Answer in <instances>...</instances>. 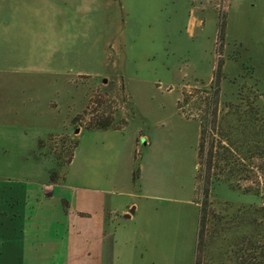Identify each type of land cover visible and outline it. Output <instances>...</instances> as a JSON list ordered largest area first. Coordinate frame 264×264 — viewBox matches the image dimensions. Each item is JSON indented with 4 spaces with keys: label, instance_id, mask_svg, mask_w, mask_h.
<instances>
[{
    "label": "rangeland",
    "instance_id": "obj_1",
    "mask_svg": "<svg viewBox=\"0 0 264 264\" xmlns=\"http://www.w3.org/2000/svg\"><path fill=\"white\" fill-rule=\"evenodd\" d=\"M217 87L218 112L241 88L264 102V0H0V264H194L199 208L179 200H204ZM144 192L163 201L141 213Z\"/></svg>",
    "mask_w": 264,
    "mask_h": 264
},
{
    "label": "trees",
    "instance_id": "obj_2",
    "mask_svg": "<svg viewBox=\"0 0 264 264\" xmlns=\"http://www.w3.org/2000/svg\"><path fill=\"white\" fill-rule=\"evenodd\" d=\"M244 91L239 89L218 112L219 88L214 89L209 104L215 107L208 104L200 121L196 178L204 200L196 198L200 216L194 264H264V205L224 202L220 211L208 209L209 192L220 182L244 193L264 190V102L255 92ZM50 173L51 182L60 177L56 171ZM139 176L136 163L132 180L138 182Z\"/></svg>",
    "mask_w": 264,
    "mask_h": 264
},
{
    "label": "crops",
    "instance_id": "obj_3",
    "mask_svg": "<svg viewBox=\"0 0 264 264\" xmlns=\"http://www.w3.org/2000/svg\"><path fill=\"white\" fill-rule=\"evenodd\" d=\"M135 151V150H134ZM50 190H52V189H50ZM147 193V194H146ZM152 194V195H151ZM141 198L142 197H147V199H150V200H153V202L151 203V201H149L147 204H145V203H143V205H141V207H142V211H141V213L144 211V209L145 208H150V207H154L155 206V201H163L162 199H159L158 197H156L155 195H153V193H150V192H144L143 194H140L139 195ZM128 198H130V196H128ZM179 203L180 204H183V206H186V205H188V206H191V208L192 209H188V210H186L185 212H184V216H187L189 219H193V214H194V209H193V206L196 208V211H197V213H198V210H197V208H199V216H200V204L198 203V202H196V201H193L192 199H191V197H188V198H184V199H181V200H179ZM124 207L125 208H123L124 210H123V218H125V219H131V218H134L135 217V215L137 214V211H138V204H136L134 201H130V200H127L126 202H125V204H124ZM185 208L186 207H181V210H185ZM137 216V215H136ZM184 220L185 221H187V219L186 218H184ZM156 223H158V221L157 222H155V219H152V218H150V217H148V218H144V220L142 221V223H141V228L143 229V232H144V230L145 229H150L154 224H156ZM146 224V225H145ZM189 227V229H193V225H189L188 226ZM179 229L177 228V231H178ZM176 231V232H177ZM142 232V233H143ZM175 232V233H176ZM146 233V232H145ZM156 232L154 231V234H155ZM157 234V233H156ZM147 235H148V233H147ZM148 237H150V236H148ZM144 239V242H146V241H148L149 239H145V238H143ZM143 242V244H145ZM195 255H196V248H195Z\"/></svg>",
    "mask_w": 264,
    "mask_h": 264
}]
</instances>
